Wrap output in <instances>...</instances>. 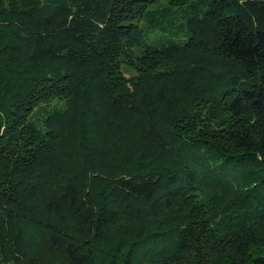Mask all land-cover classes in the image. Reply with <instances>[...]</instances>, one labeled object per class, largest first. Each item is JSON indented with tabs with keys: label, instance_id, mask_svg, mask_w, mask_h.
I'll return each mask as SVG.
<instances>
[{
	"label": "trees",
	"instance_id": "1",
	"mask_svg": "<svg viewBox=\"0 0 264 264\" xmlns=\"http://www.w3.org/2000/svg\"><path fill=\"white\" fill-rule=\"evenodd\" d=\"M0 264H264V0H0Z\"/></svg>",
	"mask_w": 264,
	"mask_h": 264
}]
</instances>
